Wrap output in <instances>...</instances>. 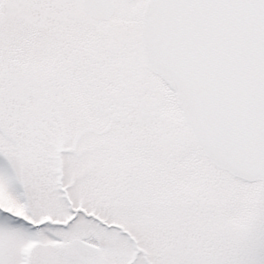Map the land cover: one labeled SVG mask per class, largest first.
<instances>
[{"label":"snow or ice","instance_id":"obj_1","mask_svg":"<svg viewBox=\"0 0 264 264\" xmlns=\"http://www.w3.org/2000/svg\"><path fill=\"white\" fill-rule=\"evenodd\" d=\"M0 264H264V0H0Z\"/></svg>","mask_w":264,"mask_h":264}]
</instances>
